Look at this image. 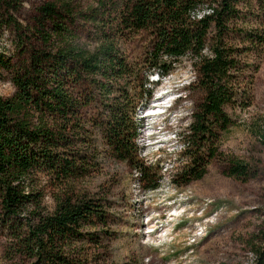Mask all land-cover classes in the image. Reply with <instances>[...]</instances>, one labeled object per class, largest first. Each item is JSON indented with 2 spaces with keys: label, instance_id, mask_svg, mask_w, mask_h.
Returning a JSON list of instances; mask_svg holds the SVG:
<instances>
[{
  "label": "trees",
  "instance_id": "1",
  "mask_svg": "<svg viewBox=\"0 0 264 264\" xmlns=\"http://www.w3.org/2000/svg\"><path fill=\"white\" fill-rule=\"evenodd\" d=\"M22 2L0 0V35L10 30L18 56L14 61L0 45V70L14 87L0 96V228L9 253L27 264H105L94 248L111 235L106 199L75 194L76 181L108 158L134 169L144 188L160 187L161 169L141 159L137 139L157 85L185 62L204 96L183 131L187 163L172 180L182 186L201 179L231 124L229 105L252 97L260 63L248 57L264 53V29L248 23L259 19L264 28V0H126L110 23L150 35L144 76L120 53L115 32L100 31L93 49L76 42L69 22L86 13L47 1L29 27L16 17ZM104 5L99 0L98 8ZM234 39H243L242 51ZM226 171L241 180L255 175L235 158ZM42 176L61 187L52 211L42 204ZM258 243L252 264H264V231Z\"/></svg>",
  "mask_w": 264,
  "mask_h": 264
},
{
  "label": "rangeland",
  "instance_id": "2",
  "mask_svg": "<svg viewBox=\"0 0 264 264\" xmlns=\"http://www.w3.org/2000/svg\"><path fill=\"white\" fill-rule=\"evenodd\" d=\"M47 1L67 2L79 14L70 19L69 27L76 42L88 49L97 44L100 31L115 32L120 53L137 64L145 75L141 57L150 45L147 32H127L114 27L118 9L126 0H23L17 19L32 26L37 7ZM97 12L96 19L88 18ZM257 16L262 10L255 5ZM104 24V25H103ZM249 27L264 29L259 19ZM14 37L8 29L0 35L1 49L16 54ZM233 42L240 51L243 39ZM258 49V48H257ZM254 49L248 60L260 63L254 74L252 97L235 101L227 112L231 124L220 132L218 155L211 160L206 174L189 184L178 185L172 178L187 163L184 156L183 131L204 93L195 83V71L189 63L179 66L163 79L154 91L151 108L144 112V128L137 139L140 157L157 165L163 178L156 190L144 188L137 172L121 161L106 158L89 176L76 181L75 194H88L106 199L109 221L105 229L111 235L101 236L94 256L105 264H252L259 239L264 231V53ZM18 56L14 57L16 61ZM139 64V65H138ZM252 74V73H251ZM151 80L157 81L156 75ZM14 92L8 73L0 70V96ZM166 92L167 99H156ZM155 100L159 102L155 103ZM154 102V103H153ZM147 112L157 115L147 116ZM247 163L254 177L241 180L226 172L229 159ZM42 204L52 211L55 197L61 191L47 176L40 178ZM56 183V182H55ZM204 235L196 239L197 234ZM10 241L0 228V264H27L9 253Z\"/></svg>",
  "mask_w": 264,
  "mask_h": 264
}]
</instances>
